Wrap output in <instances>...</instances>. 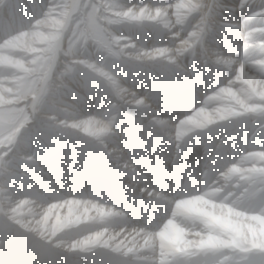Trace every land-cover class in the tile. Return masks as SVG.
I'll return each mask as SVG.
<instances>
[{"label":"clouds","instance_id":"clouds-1","mask_svg":"<svg viewBox=\"0 0 264 264\" xmlns=\"http://www.w3.org/2000/svg\"><path fill=\"white\" fill-rule=\"evenodd\" d=\"M0 264H264V0H0Z\"/></svg>","mask_w":264,"mask_h":264}]
</instances>
